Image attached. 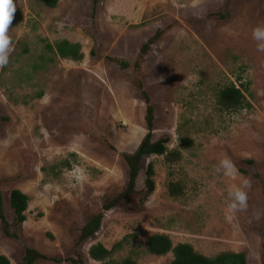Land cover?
<instances>
[{
    "label": "rangeland",
    "instance_id": "374dc122",
    "mask_svg": "<svg viewBox=\"0 0 264 264\" xmlns=\"http://www.w3.org/2000/svg\"><path fill=\"white\" fill-rule=\"evenodd\" d=\"M11 3L13 50L0 68V118L7 119L0 121V141H10L0 146L6 221L13 222L12 190L28 203L25 221L10 227L16 238L4 236L0 223V255L17 264L31 248L64 260L60 264H71L69 258L80 264H170L172 252L156 257L144 247L149 236L161 234L173 247L182 244L204 257L240 254L247 264H262L264 52L251 33L264 24V0H99L94 8L92 0H58L53 9L42 0ZM219 13L226 18L218 19ZM159 30L160 38L139 58ZM62 40L79 44L83 59L48 53L46 45ZM135 79L154 110L153 140L167 138L168 149L182 158L174 164L159 156L145 159L137 194L104 211L128 180L122 156L133 153L146 134V104ZM237 80L248 89V104L223 111L217 92L238 86ZM181 137L194 145L182 150ZM225 156L247 174L217 173ZM149 163L155 190L142 200ZM244 178L251 181L248 208L227 218V189ZM169 182H179L184 194L169 197ZM99 214L98 231L77 246L80 229ZM98 243L121 246L96 262L88 250Z\"/></svg>",
    "mask_w": 264,
    "mask_h": 264
},
{
    "label": "trees",
    "instance_id": "16d2710c",
    "mask_svg": "<svg viewBox=\"0 0 264 264\" xmlns=\"http://www.w3.org/2000/svg\"><path fill=\"white\" fill-rule=\"evenodd\" d=\"M43 5L47 8H55L57 6L58 0H42ZM99 0H92L93 8ZM95 11V10H94ZM93 11V12H94ZM94 17V13H93ZM218 19L224 20L225 15L219 13L217 14ZM161 31H157L148 41L142 45L139 52V58H142L147 54L149 49L155 42L160 38ZM48 53L57 56L63 60H70L73 62H78L83 59V53L81 51V46L77 43H70L69 41L62 40L55 45H46ZM121 68H128L129 64L123 61H116ZM133 69L138 74L140 67L139 61L137 60ZM138 78V76H136ZM138 91L142 95L144 102L146 104V114H145V125L146 134L140 142L137 149L131 154L123 155V160L128 167V180L126 182L125 188L122 192L117 194L115 197L111 198L108 203L103 205L104 211H109L115 208L120 201L125 200L133 194H137L135 189L136 180L138 178L141 165L143 161L150 156H159L165 159L166 164H174L181 160V153L177 151H170L167 147L168 139L161 138L157 141L153 140V126H154V110L150 103V98L148 94L143 89V83L139 79L134 81ZM238 86L230 83L229 85L223 87L217 92L216 95V105L223 111H236L243 109L247 106V101L244 93L248 92V89L237 80ZM6 118L1 117L0 121H6ZM194 145L192 139L187 137H181L179 141V146L182 150L190 149ZM247 165L253 164L252 161H243ZM239 172L243 175L247 174V171L242 169ZM154 177V167L152 163L146 166L145 170V180L144 189L142 190V200L147 199L155 190V184L153 181ZM167 192L169 197L177 199L184 194L183 186L179 182H169L167 185ZM28 197L18 190H12L9 194V207L13 212V222L9 224L4 216L2 194L0 192V223L2 227V233L7 238H16V235L10 233V227H18L24 221V213L27 210ZM102 220V214L91 217L86 224L80 229L79 238L76 245L78 246L82 242L86 241L88 238L93 236L99 229ZM121 246V243H117L107 249L102 244H95L91 246L88 250L89 258L96 262H104L111 257L113 252ZM145 250L152 256H164L169 252L173 254V260L170 264H247V261L243 255L240 254H222L215 258H209L201 256L192 251L189 247L179 244L173 247L172 242L166 235L154 234L149 236L144 243ZM53 261L55 263H62L64 260L61 259H50L34 249L25 248L24 256L22 260L17 264H36L38 261ZM65 261L71 262V264H80L78 259H66ZM0 264H10L9 259L0 255ZM122 264H134L131 261H125ZM262 264H264V250L262 251Z\"/></svg>",
    "mask_w": 264,
    "mask_h": 264
},
{
    "label": "clouds",
    "instance_id": "9594fccd",
    "mask_svg": "<svg viewBox=\"0 0 264 264\" xmlns=\"http://www.w3.org/2000/svg\"><path fill=\"white\" fill-rule=\"evenodd\" d=\"M194 4L197 0H193ZM14 14V7L11 0H0V68L6 67L9 63V56L13 50L12 41L8 35ZM252 39L256 43L257 50L264 52V24L257 25L252 29ZM10 141L6 138L0 141V146L8 147ZM215 171L224 177L233 178L239 175V170L230 158L225 156L215 165ZM251 187V181L247 178L242 179L240 184H232L227 189V204L225 213L227 218H232L239 212L246 211L248 208V192L246 189ZM147 203V202H146Z\"/></svg>",
    "mask_w": 264,
    "mask_h": 264
}]
</instances>
